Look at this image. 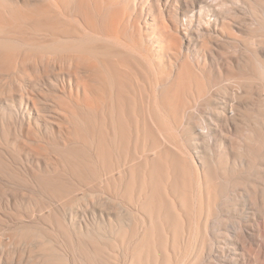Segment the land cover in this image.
I'll return each instance as SVG.
<instances>
[{
  "label": "bare ground",
  "instance_id": "6f19581e",
  "mask_svg": "<svg viewBox=\"0 0 264 264\" xmlns=\"http://www.w3.org/2000/svg\"><path fill=\"white\" fill-rule=\"evenodd\" d=\"M258 3H0V66L15 64L0 84V124L13 130L0 141V264L216 255L222 215L238 217L231 177L246 155L226 141L255 125L250 100L264 108V60L255 55V75L251 50Z\"/></svg>",
  "mask_w": 264,
  "mask_h": 264
},
{
  "label": "rangeland",
  "instance_id": "374dc122",
  "mask_svg": "<svg viewBox=\"0 0 264 264\" xmlns=\"http://www.w3.org/2000/svg\"><path fill=\"white\" fill-rule=\"evenodd\" d=\"M14 2H15V0H0V3H3V4L12 5ZM250 10H251V18H252V25H251V31H252V33H251V44H252L251 50H252V55H253L252 66L254 68L253 70H255V68H256L257 69L256 71H258V72H256V71L253 72L256 75V73H258V74H260V73H259V69L257 67L258 64H256L257 62H256L255 55L259 54V52H260L261 57L264 60V3L263 4H260V3L254 4ZM27 36H28V34H27ZM260 43H262V45H260ZM7 62H8V60H7ZM2 64H1L2 67L0 66V71L1 72L4 71L5 74L0 72V75H1L0 76V80H1L0 84L3 85V84L8 83V85H9L11 78L9 77V75H7V73H10L8 70L11 69V66H13L15 64L12 65V62L6 63V61H5V64H4V62ZM30 65H31V63L28 64L29 67H30ZM25 66H26V68L28 67L27 65H25ZM13 68H14V66L12 67V69ZM6 71H8V72H6ZM10 71L12 72L13 70H10ZM4 75H7L8 77L3 78ZM1 78H3V79H1ZM8 85L6 86V89H8ZM14 89L16 91V87ZM36 89H40V87H37ZM253 99L250 100L251 104H252L251 106L253 108L252 110H254V113L252 111V113H253L252 119L253 120L256 119L257 121L255 122V120H254L255 125H253V122H251L252 127H253L251 129L253 130L254 133H256L255 130H257V129L262 130V133H263V131H264V108L260 109L255 98H253ZM252 101H253V103H252ZM42 112H46V113H44V114L39 113L38 115L42 114L45 116V118H47L49 115V108L48 107L45 108L44 111H42ZM257 125H258V127H255ZM3 128L4 127H2L0 124V141H2L4 143H9V142H11L9 140L10 136H12V135H10V132H12L13 130H11V128H9V127H6V129H4V130H3ZM7 128L9 130H7ZM245 129H246V127H245ZM252 130H250V129L246 130L248 133V138H247V133L244 130V128H243V131H239L238 129L235 131H232L231 135H229V138L226 141L227 144H231L232 141L235 144V142H236L235 140H237L238 143L240 141H242L243 143L241 142L240 145L236 142L237 143V145L235 144L236 147L238 145L240 146L239 147L240 149H242V147L245 149V147H246V150H244L246 155H243L244 157L243 158L241 157L242 159H240L243 162L239 163V161H238V164H237L238 165L237 168L239 167L241 169V171L238 168V172H237V169H236V172L233 173L232 177H231L233 183L236 182V186H237V187L235 186V188L233 187L235 189V191L237 190L236 193H238V194H236L237 199H235L233 201L232 206L235 207L236 213L238 212V214H237L238 217L236 215H226V214L222 215V217H223L222 219L226 218L225 222L227 221L228 224L225 223V225L223 227L219 228L220 230H218V231L219 232L223 231L224 235L227 236V239H225V238H223V236L221 237L219 235V237L222 240H220V238L218 240L217 245L220 248L217 249V251H215L216 255L215 256L212 254L208 255L206 257V259L203 260V263L201 262L202 264H264V143H263L264 140L261 142L259 141L260 139L257 141L256 140L254 141V139H258L259 136L257 137V133L255 134L256 137H255V135L252 134L253 132L249 133ZM5 131H6V133L9 131L8 132L9 134L7 133L8 136L10 135L8 137V139L6 138L7 135L5 134ZM241 132H243V134H241ZM1 133L3 135H1ZM238 133H240V135ZM4 134L6 136H4ZM244 134L246 136V137L244 136L245 139H243V137L241 138V136H243ZM249 134L251 136H249ZM3 137L6 138L7 142L4 141L5 138H3ZM250 137H255V138L250 139ZM246 138L248 139L247 141H249V139H250L251 142H247ZM12 141H13V139H12ZM252 142L253 143L255 142L254 144H256V145L254 146V144ZM258 142L260 143V146H259ZM247 143H250V144H247ZM257 143H258V145H257ZM242 144H244V145H242ZM11 145H13V144H11ZM250 145H252V146L250 147ZM247 146H248V148H247ZM254 147L256 150H253ZM257 147H260V148H257ZM11 149H12V151H15L13 156H17V157L21 156L23 158L25 157V152L22 153V154H24V156H22V154L20 153V151L17 148L15 150L12 146ZM238 149H237V151H239ZM260 149L262 152L260 151ZM251 150L253 152L259 150V151H257L258 154H257V152H255L257 157L255 154L253 156V154H252L253 152H251ZM17 153L20 155H16ZM249 153H250V155H249ZM251 154H252L253 158H252ZM245 157H246V159H245ZM243 163H245V164L243 165ZM240 164H242V166L244 168L241 167ZM242 169H244V170H242ZM16 170H17V168L15 169V172H16ZM18 173H20V172L18 171L14 174H18ZM92 186L95 187V185H92ZM238 195H240V200L238 199L239 198ZM237 201H238V203H237ZM234 202H236L235 203L236 205L234 204ZM236 206H237V208H236ZM245 216H247V217H245ZM235 217H236V219H235ZM239 217L240 218L243 217L242 219H245V220L247 218L248 221L242 222L243 220H239L240 219ZM232 218H233V220H232ZM235 239H236V241L239 239L237 243H236ZM51 245H53V244H51ZM43 247H48V248L49 247H55L56 248V246H54V245L50 246V244H47V246L45 244V245H43ZM223 247H225V248H223ZM23 249H25V248H19L17 255H22V253L24 252ZM36 250L38 251L39 248H37V249L35 248V251ZM49 251H50V249H49ZM52 253H55V251H53Z\"/></svg>",
  "mask_w": 264,
  "mask_h": 264
}]
</instances>
